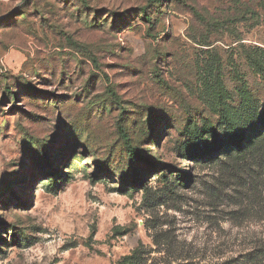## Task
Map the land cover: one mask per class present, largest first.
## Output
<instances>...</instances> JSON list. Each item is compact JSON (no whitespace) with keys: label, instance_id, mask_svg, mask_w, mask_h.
Segmentation results:
<instances>
[{"label":"rangeland","instance_id":"1","mask_svg":"<svg viewBox=\"0 0 264 264\" xmlns=\"http://www.w3.org/2000/svg\"><path fill=\"white\" fill-rule=\"evenodd\" d=\"M264 264V0H0V264Z\"/></svg>","mask_w":264,"mask_h":264},{"label":"trees","instance_id":"2","mask_svg":"<svg viewBox=\"0 0 264 264\" xmlns=\"http://www.w3.org/2000/svg\"><path fill=\"white\" fill-rule=\"evenodd\" d=\"M134 257H135V255H133L132 257H130V258L127 260V264H133Z\"/></svg>","mask_w":264,"mask_h":264}]
</instances>
